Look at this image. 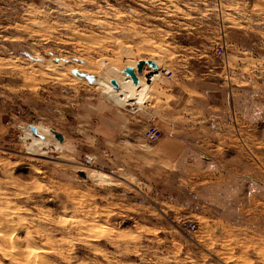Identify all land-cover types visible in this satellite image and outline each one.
Instances as JSON below:
<instances>
[{"label":"rangeland","instance_id":"1","mask_svg":"<svg viewBox=\"0 0 264 264\" xmlns=\"http://www.w3.org/2000/svg\"><path fill=\"white\" fill-rule=\"evenodd\" d=\"M0 227V264H264V0H0Z\"/></svg>","mask_w":264,"mask_h":264},{"label":"bare ground","instance_id":"2","mask_svg":"<svg viewBox=\"0 0 264 264\" xmlns=\"http://www.w3.org/2000/svg\"><path fill=\"white\" fill-rule=\"evenodd\" d=\"M152 63V62H151ZM150 64V63H149ZM157 64V63H156ZM158 66L156 67V68H154V67H152L151 65V67L152 68H154V69H159L160 67H159V64H157ZM79 68H80V66H78ZM126 68H129V72L131 73V67L130 66H123V67H121V68H119V70L120 71H123V70H125ZM73 69V68H72ZM119 76L118 77H114V80L117 82V84H118V86H115L112 82H111V80H109L108 81V87L112 90V91H114L117 95H119L120 94V96H121V94H122V92H124V89H125V86L126 85H129L130 86V88H129V90H130V92L131 93H134V90H135V88H136V85H137V82L136 83H134V81H133V77H129V76H123V75H121L120 73L118 74ZM101 81H104V80H101ZM111 92V91H110ZM112 94H113V92H112ZM111 94V95H112ZM117 95H115V96H117ZM113 96V95H112ZM118 97V96H117ZM116 98V97H115ZM122 98V97H121ZM38 129V131H39V128H37ZM42 130V129H41ZM45 131V130H44ZM44 133V132H43ZM47 134H49V133H47ZM49 136V135H48ZM1 228V227H0ZM4 228V227H3ZM3 235H5L4 233H3V231H0V237H4ZM12 235H10V237H11ZM5 243V242H4ZM40 252L41 251H37V253L36 254H40ZM39 259H41L42 260V258H41V256H40V258ZM44 259V258H43ZM45 260V259H44Z\"/></svg>","mask_w":264,"mask_h":264},{"label":"built area","instance_id":"3","mask_svg":"<svg viewBox=\"0 0 264 264\" xmlns=\"http://www.w3.org/2000/svg\"><path fill=\"white\" fill-rule=\"evenodd\" d=\"M165 75H171V70L163 69ZM161 131L154 125L150 126L146 131V137L149 141L153 142L160 138Z\"/></svg>","mask_w":264,"mask_h":264},{"label":"water","instance_id":"4","mask_svg":"<svg viewBox=\"0 0 264 264\" xmlns=\"http://www.w3.org/2000/svg\"><path fill=\"white\" fill-rule=\"evenodd\" d=\"M150 65H151L152 67H154V68H156V67L158 66L156 63H150ZM144 66H145L144 64H138V65H137V67L139 68V70H142V69L144 68ZM123 71H124L126 74H130V72H129V68H126V69L123 70ZM133 81H134V83L137 82L135 79H133ZM111 82H112L115 86H118L117 82H116L114 79H112ZM31 128H32L33 131H37V128H36L35 126H31ZM54 133H55L56 137H57L59 140L63 141L64 136H63L62 134H60V133H58V132H54Z\"/></svg>","mask_w":264,"mask_h":264}]
</instances>
